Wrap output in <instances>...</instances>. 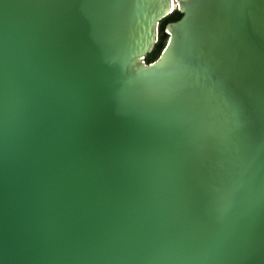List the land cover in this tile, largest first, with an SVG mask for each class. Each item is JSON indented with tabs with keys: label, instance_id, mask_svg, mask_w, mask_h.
Instances as JSON below:
<instances>
[{
	"label": "water",
	"instance_id": "obj_1",
	"mask_svg": "<svg viewBox=\"0 0 264 264\" xmlns=\"http://www.w3.org/2000/svg\"><path fill=\"white\" fill-rule=\"evenodd\" d=\"M0 264H264V0H0Z\"/></svg>",
	"mask_w": 264,
	"mask_h": 264
},
{
	"label": "trees",
	"instance_id": "obj_2",
	"mask_svg": "<svg viewBox=\"0 0 264 264\" xmlns=\"http://www.w3.org/2000/svg\"><path fill=\"white\" fill-rule=\"evenodd\" d=\"M180 18L181 14L174 9L167 17L160 21L158 25L157 42L152 51L144 58V62L146 64L153 63L160 56L168 41V35L165 32L166 26L170 23L178 21Z\"/></svg>",
	"mask_w": 264,
	"mask_h": 264
}]
</instances>
